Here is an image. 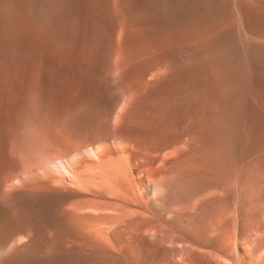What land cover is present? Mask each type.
<instances>
[{
  "label": "rangeland",
  "instance_id": "obj_1",
  "mask_svg": "<svg viewBox=\"0 0 264 264\" xmlns=\"http://www.w3.org/2000/svg\"><path fill=\"white\" fill-rule=\"evenodd\" d=\"M261 19L264 0H0V197L19 203L3 231L33 195L35 224L90 201L121 240L76 264H264V151L249 153L264 144ZM102 144L121 163L103 164ZM30 224L16 238L35 248L14 264L73 263L53 243L76 241Z\"/></svg>",
  "mask_w": 264,
  "mask_h": 264
},
{
  "label": "bare ground",
  "instance_id": "obj_2",
  "mask_svg": "<svg viewBox=\"0 0 264 264\" xmlns=\"http://www.w3.org/2000/svg\"><path fill=\"white\" fill-rule=\"evenodd\" d=\"M166 1V0H165ZM256 18V16H255ZM260 25H262V28L260 29H257L256 31H254V37L255 39H261V40H264V19H261L260 20ZM181 36V35H180ZM185 36V35H184ZM170 38V37H169ZM168 38V39H169ZM174 38V37H173ZM171 39V38H170ZM180 39V38H179ZM177 38V41L179 40ZM172 40V39H171ZM175 39H173L174 41ZM183 41H184V38H183ZM180 43V42H179ZM182 43V42H181ZM169 57V56H168ZM159 65L156 64V65H153L151 67V69H159L158 67ZM168 66V65H166ZM165 67V66H164ZM160 70V69H159ZM164 72V71H163ZM213 74L215 76H217L218 78L220 77L219 79V83H220V80L224 82L223 79H221V75L222 74V71L220 70H215L213 71ZM158 73L153 70L150 74V77L151 78H156L158 77L157 76ZM262 76V75H261ZM235 76H234V71H231L229 72L228 74L225 75V78L227 80H230L233 79ZM264 77V76H263ZM225 79V80H226ZM154 81V80H153ZM216 82V80H214ZM218 82V80H217ZM216 82V83H217ZM221 82V83H223ZM221 85V84H219ZM225 86V85H224ZM224 86H221V87H224ZM219 87V86H218ZM169 91V90H168ZM167 90H164L162 91L161 93H164L167 95V97L172 101L171 103H174L175 104V107L172 108V112L171 113H174V112H178L179 111V99L176 98V97H173L171 95V92L169 91L168 92ZM168 92V93H167ZM213 99H211L209 96L207 97V102H210L212 101ZM217 101H213V105L216 104ZM221 103V102H220ZM237 103V100L236 102ZM262 104V103H261ZM264 104V103H263ZM160 105V104H159ZM170 105V104H169ZM173 105V104H172ZM174 106V105H173ZM203 106V104H202ZM211 107V106H210ZM157 109V108H156ZM168 110V109H167ZM198 110V109H197ZM203 110V109H202ZM166 112V111H165ZM195 112V111H194ZM203 114V113H202ZM189 115V114H188ZM191 115V114H190ZM189 115V117H190ZM193 115V114H192ZM199 115V114H198ZM194 116V115H193ZM195 117V116H194ZM197 117V116H196ZM192 118V117H191ZM251 120V119H250ZM255 119L251 120V122L253 121V123L255 122L254 121ZM59 131V130H57ZM60 132V131H59ZM56 132V133H53L52 136L57 139V138H60L61 137H65V136H62L61 132ZM68 134V133H67ZM66 134V135H67ZM51 136V137H52ZM173 136V135H172ZM177 136V135H176ZM174 137V136H173ZM66 138V137H65ZM180 138V137H179ZM179 138H176L175 139V142H180L181 139ZM63 139V138H62ZM61 139V140H62ZM67 140V138H66ZM63 141V140H62ZM106 141V140H105ZM129 141V140H128ZM154 141V140H153ZM152 141V142H153ZM66 142V141H65ZM151 142V141H150ZM155 142V141H154ZM168 142V141H167ZM263 142V141H262ZM67 143V142H66ZM79 143V142H78ZM158 143V142H157ZM70 144V143H68ZM67 144V145H68ZM150 144V143H149ZM162 144V143H160ZM182 144V143H181ZM154 145V144H153ZM152 145V146H153ZM93 146V145H92ZM158 146V145H156ZM164 147H168L170 146L171 148V145L168 143H164L163 144ZM174 146V145H173ZM85 147V146H84ZM83 147V149H84ZM89 147V146H88ZM91 147V146H90ZM153 148V147H152ZM253 148V147H252ZM69 149L71 150V152L69 153H72L74 152L76 154L75 151H78L79 149H82V145L81 144H72ZM90 149V148H89ZM88 149V150H89ZM94 153L96 154L95 156H97L102 162L103 164H106L108 166H111L113 163H116V162H120L121 163V158L120 156H112L111 153L107 150L106 148V145L105 144H102V145H97L95 147H92ZM91 150V149H90ZM92 151V150H91ZM123 151V152H122ZM165 151V150H164ZM260 151H264V144H260V145H257L255 146L252 150H250V154L252 152H260ZM122 153L125 152V154L127 153H130L131 152V145L129 146L128 144H123L122 145V150H121ZM149 152V151H148ZM78 154V153H77ZM94 156V155H93ZM94 156V157H95ZM122 156V154H121ZM76 157V156H75ZM74 157V158H75ZM79 159H75L76 160V163H75V166L76 164H79L81 167H83L82 169L85 170V173L89 174L88 171H90L92 168L91 164L89 165H86L83 160H81L80 156H78ZM97 158V159H98ZM124 158V157H123ZM124 160V159H123ZM122 160V161H123ZM52 161V160H51ZM50 161V162H51ZM74 161V159H73ZM72 161V162H73ZM87 161V160H86ZM73 163V165H74ZM90 163V162H89ZM93 163V162H92ZM95 164V163H93ZM103 164L101 165L103 167ZM71 165V163L69 164ZM68 165V166H69ZM39 166V165H38ZM78 166V165H77ZM72 168V166H70ZM100 167L101 169H104ZM107 167V166H106ZM112 167V166H111ZM34 169V168H33ZM90 169V170H89ZM94 168H92L93 170ZM99 168H97L98 170ZM100 170V169H99ZM81 172V170H80ZM82 173V172H81ZM92 173V172H91ZM84 174V173H83ZM82 175V174H81ZM80 175V176H81ZM90 175V174H89ZM110 175H105L104 178H102L101 182L102 184L100 185H104L106 188H110V190H113L114 192V188L112 187L108 177ZM89 177V176H88ZM103 177V176H102ZM84 177L82 176V179ZM90 178V177H89ZM89 178L85 179V183H89ZM80 181V184L84 183L83 181ZM70 181V180H69ZM69 183V182H68ZM90 184V183H89ZM85 185V184H84ZM83 186V185H82ZM103 187V186H102ZM4 190V189H2ZM109 190V189H108ZM5 191V190H4ZM6 192V191H5ZM111 192V191H110ZM2 194V193H1ZM0 194V195H1ZM12 194V193H11ZM9 195V194H8ZM7 195V197H8ZM32 195V194H31ZM11 196V195H9ZM3 195L0 197V264H14L13 261L16 260L17 257L21 256V255H24L28 252H30V249L34 246L31 245V243H19L18 242V239H20V237L17 239L16 236H20L21 234V227L24 228L26 227V224L27 223H31L30 225H27L28 227L29 226H35L34 229L36 230V238L38 237V240L39 238L41 239H44L47 237L49 238L52 234L53 231H55V233H64V235H66L67 237L71 238L72 240L76 241L78 245V247H76V253H74V251L70 252V250L67 249V247L65 245H62L61 243H55L54 241V246L59 250L60 252V256L59 258H61V255H65L66 257L65 258H61V259H66L68 260L70 263H88L91 258H92V255L93 254H97L98 252L97 251H102L104 253L107 254V252H109L108 248L106 247V245L108 246H111V245H114L113 247L114 248H117L116 246L119 245V240L120 239V236H119V233L122 231H117V225L119 224L118 220L117 221H110L108 219V216L103 214V213H100V210H102V207L100 208L97 204H96V207L99 208L96 209V207H94L95 205V202L91 203L90 201H86L84 202V204L80 205V206H77L78 203L76 202H67V203H60L58 206H55V207H52L50 209H48L47 213L45 214V216L43 217V219H41L39 221V223L35 224L30 221H28L27 219H25V217H28L29 215H31V208H34V206H38L42 201H44V199H42L41 197L39 196H32V197H29L26 199V203H24V208L22 210V212H18L19 209L17 210L16 213H18L20 215H22V218L17 222H8V224H11L13 225L14 229H10L12 232H7L5 233L3 230H4V227L8 226L6 225L7 222H5L7 220V218H5L6 216L9 215V213L13 210H15L14 208L17 207V205L19 204L18 202L15 201V196L13 195V200H12V203H8L6 201H3L2 199ZM7 199V198H6ZM10 199V198H9ZM20 199V198H18ZM24 199V198H23ZM90 200V199H89ZM8 201V200H7ZM93 201V200H92ZM21 202V201H20ZM77 204V205H76ZM21 205V204H20ZM23 206V205H22ZM17 209V208H16ZM21 209V208H20ZM38 209V208H37ZM98 210V211H96ZM12 211V214H15L13 213ZM16 211V210H15ZM37 213V212H36ZM184 213V212H183ZM11 215V214H10ZM16 215V214H15ZM13 215L14 217H16L18 219V216L16 215ZM40 215V214H39ZM43 216V215H42ZM10 217V216H9ZM12 217V215H11ZM32 217V216H30ZM34 218V217H33ZM5 219V220H4ZM39 219V218H38ZM118 219V218H116ZM16 220V219H15ZM5 222V223H4ZM133 222V221H132ZM5 225H4V224ZM130 223V222H129ZM136 223V222H135ZM3 224L4 227H2L1 225ZM35 224V225H34ZM11 225L9 227H11ZM7 230H9L8 228H6ZM5 229V230H6ZM25 229V228H24ZM9 230V231H10ZM180 230V229H179ZM26 232V230H25ZM54 233V232H53ZM29 234V233H28ZM141 235V234H140ZM17 240H16V239ZM24 238V237H23ZM22 238V239H23ZM121 238H123L121 236ZM26 239V235H25V238ZM124 239V238H123ZM232 238L230 239H221V244L224 245V246H227V245H230L232 244L230 242ZM17 241V242H16ZM71 241V240H70ZM122 242V241H121ZM71 243V242H70ZM68 244V243H67ZM75 243V245H77ZM37 245V244H36ZM35 245V246H36ZM121 246V245H120ZM112 247V246H111ZM110 247V248H111ZM35 247H33L34 249ZM113 248V249H114ZM229 248V247H228ZM98 249V250H97ZM120 249V248H119ZM118 249V250H119ZM223 249V248H221ZM226 249V248H225ZM56 250V249H55ZM228 250V249H227ZM37 252V251H36ZM52 252V251H51ZM71 254H74V255H71ZM76 254H81V255H76ZM40 255V254H39ZM98 255V254H97ZM101 256V255H100ZM94 257V256H93ZM24 258V257H23ZM101 258V257H100ZM99 258V259H100ZM105 258V257H104ZM19 259V258H18ZM25 260H27L26 258H24ZM203 259V258H201ZM22 260V259H21ZM30 260V259H29ZM24 261V260H23ZM28 261V260H27ZM33 261V260H32ZM50 262V261H49ZM68 262V263H69ZM72 263V264H73ZM205 264H209V259L207 257H205V261H204ZM19 264V263H18ZM24 264V263H22ZM202 264V263H201Z\"/></svg>",
  "mask_w": 264,
  "mask_h": 264
}]
</instances>
